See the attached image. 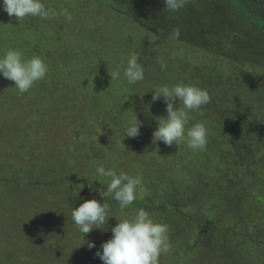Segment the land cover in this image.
I'll list each match as a JSON object with an SVG mask.
<instances>
[{
	"label": "rangeland",
	"instance_id": "rangeland-1",
	"mask_svg": "<svg viewBox=\"0 0 264 264\" xmlns=\"http://www.w3.org/2000/svg\"><path fill=\"white\" fill-rule=\"evenodd\" d=\"M100 1L79 10L76 0H43L47 19L18 20L0 6V55L18 49L48 65L46 77L23 94L0 76V264H103L95 253L111 227L140 208L169 226L171 249L160 264H264V34L239 38L240 16H218L217 9L229 8L226 0H198L206 10L186 5V14L165 24L161 13H145L158 0ZM201 15L215 33L197 42L171 38L174 28L198 35ZM132 53L145 75L135 85L123 76ZM118 67L120 78L111 80ZM184 71L195 75L189 84L214 98L215 111L202 106L190 113L188 127L202 122L208 130L203 151L186 141L171 147L153 141L156 118L167 112L163 98L152 102V91L187 84ZM134 113L140 135L124 137ZM98 166L139 175L137 199L145 202L121 210L104 201L110 218L106 230L85 236L96 245L89 250L80 246L71 212L85 200L78 190L106 191ZM225 243H234L236 253L223 259Z\"/></svg>",
	"mask_w": 264,
	"mask_h": 264
},
{
	"label": "clouds",
	"instance_id": "clouds-1",
	"mask_svg": "<svg viewBox=\"0 0 264 264\" xmlns=\"http://www.w3.org/2000/svg\"><path fill=\"white\" fill-rule=\"evenodd\" d=\"M163 2L165 10L178 13L190 0ZM0 6L10 17L14 16L18 20L28 16L47 19L50 15L43 0H0ZM170 36L172 39H178L179 28H174ZM138 60V54L132 53L123 69V76L129 85H135L145 78L144 68ZM158 62L161 68L166 67L162 59ZM47 72L48 65L39 55L25 58L20 50L13 48L0 55V76L13 81L20 94L28 92L37 81L44 79ZM109 74L111 80L119 79L121 75L119 67ZM152 93V102L163 98L167 112L166 117L156 118L157 128L152 134L153 141L162 142L168 147L174 143L178 146L186 141L190 149L205 150L208 143V130L205 124L196 122L191 127H188V124L191 120L190 113L200 111L202 106L210 102L207 89L181 82L172 86H159ZM177 101L179 106L174 107ZM141 127L142 122L134 113L125 124L124 137H138ZM95 171L98 177L106 178L107 181L106 191L96 189L102 199L111 195L121 210L129 208L137 200V188L142 183L139 175L117 173L114 169H106L104 166L96 167ZM108 210L107 203H101L95 198L85 199L78 207L72 209V220L78 231L83 234L80 246L87 244L89 250L96 247L95 243L86 240L85 236L94 229L106 230L110 218ZM117 221L110 229L111 238L101 243L100 250L95 253L103 264H160V257L170 251L169 226L155 221L144 208L138 209L134 216Z\"/></svg>",
	"mask_w": 264,
	"mask_h": 264
},
{
	"label": "trees",
	"instance_id": "trees-1",
	"mask_svg": "<svg viewBox=\"0 0 264 264\" xmlns=\"http://www.w3.org/2000/svg\"><path fill=\"white\" fill-rule=\"evenodd\" d=\"M88 1H94V0H76L75 6L78 7L77 9L80 10V8L84 7V5H86V3H88ZM146 1H148V0H141V4H145ZM160 1L161 2H159V0H158V1H156V3H153L151 6H148V11H145V13L150 12V13H153L155 15L158 14V13H161L164 16V24H165L166 20L172 19L178 14L177 13H170L167 10H165L164 9L163 0H160ZM201 1H205V0H201ZM125 2H127V1H125ZM157 2H159V3H157ZM226 2H228L231 7L229 6L228 9H221V10H224L225 13H223L222 11H219V9H217L218 12H220V14L218 16H220V18H223L225 16V14L227 13V14L231 15L233 20L234 19L238 20L237 16L239 15L240 16L239 17L240 21L239 20L238 21L240 22V25H244V27L241 26V30H239L241 34H240V37L239 36L238 37L242 38V39H245V40H248L249 37L252 38L254 36L258 40V37L260 36V33L264 34V0H226ZM104 4H105V1H103V0L100 1V5L101 6H103ZM157 4H161V5H163V7L161 6L162 7V11L161 12H157L156 13V10H153L152 8H153V5L156 6ZM215 4L217 5L218 3H215ZM187 5L190 6V7H193L194 10L197 11V12L202 10V9H205L208 6V5L204 4L203 7L199 8L198 7V5H199V1L198 0H190V2ZM186 12H188V10H186V7H185L183 9H181L178 13L179 14H181V13L182 14H186ZM201 16L203 18H205V21L201 20V21H197V22L204 26V30L203 31H199L196 28H193L194 31L198 32V35H192L190 33H187V31H180V39L179 40L187 41L188 39H191L193 42H197L199 40L204 39V37H205L204 35H205L206 32H208L210 34L215 33L214 29H217V28H213L211 25H209L210 23L208 22L209 21L208 17H206L205 15H201ZM224 19L228 21L227 17L224 18ZM224 19L220 23L221 31L225 30V28H226V27H224V24H225ZM247 22L250 23L251 25L248 24ZM182 25L185 26V23H183ZM232 26L233 27H235V26L238 27L239 25H232ZM221 31H220V33H221ZM252 43H255V42L252 41ZM263 44H264V42H261L259 44V47H261ZM199 67H196V70H195V75L196 76L198 75V73L200 71ZM184 74H185L184 76L187 77V84L191 83L195 75H188L186 73V71H184ZM261 93H263V92H261ZM204 107L206 109H208L209 107H212V110L215 111L214 98L210 99V102L208 104L204 105ZM222 108H225V106L221 107L220 109H222ZM220 109H219L218 113L222 114L220 112ZM222 115L227 116L225 114H222ZM232 124L233 123H228V122L225 123V125H226L225 128L230 129V127H232ZM225 132H226V130H225ZM226 134L227 133H225V136H226ZM236 151H239V149L236 148ZM77 192L80 194L79 196L84 197L85 199L95 198V199L99 200L100 202L109 201V202H113V204L116 203V201L114 200V198L112 196H107L106 199H102L98 194H93V193L89 192L90 193V195H89L86 191H81V190H78ZM144 202H145V199H141V200L137 199L133 203V206H141V205H143ZM188 218H190V217H188ZM206 218L209 221V223H212V224L214 223L212 217L207 216ZM187 219L185 221L186 223H187ZM191 220H192V223L194 225V223H196L197 219H194V218L192 219L191 218ZM199 225H200V222H199V224L197 226H199ZM213 225H215V224H213ZM229 243H225V244H223L221 246V250L227 252L223 259H225L226 256H228V255H230L232 253L233 254L236 253L235 252L234 243H232L231 245H229ZM227 244L229 246V249L226 248ZM247 264H248V262H247Z\"/></svg>",
	"mask_w": 264,
	"mask_h": 264
}]
</instances>
